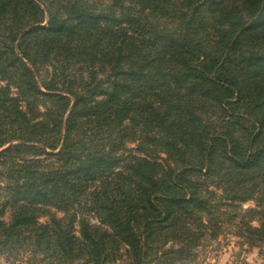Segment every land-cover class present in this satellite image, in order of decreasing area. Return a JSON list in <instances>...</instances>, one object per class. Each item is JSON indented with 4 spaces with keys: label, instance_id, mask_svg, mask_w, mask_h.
<instances>
[{
    "label": "trees",
    "instance_id": "16d2710c",
    "mask_svg": "<svg viewBox=\"0 0 264 264\" xmlns=\"http://www.w3.org/2000/svg\"><path fill=\"white\" fill-rule=\"evenodd\" d=\"M250 200L264 0H0V257L189 264L225 224L261 248Z\"/></svg>",
    "mask_w": 264,
    "mask_h": 264
},
{
    "label": "rangeland",
    "instance_id": "374dc122",
    "mask_svg": "<svg viewBox=\"0 0 264 264\" xmlns=\"http://www.w3.org/2000/svg\"><path fill=\"white\" fill-rule=\"evenodd\" d=\"M243 207L264 209V202L259 205L256 201L250 200L245 202ZM90 217L93 221L96 220L93 215ZM224 231L217 239H205L197 250V259L189 264H264V247H251L245 244L244 238L238 236L232 226L225 224ZM0 264L10 263L0 257Z\"/></svg>",
    "mask_w": 264,
    "mask_h": 264
}]
</instances>
